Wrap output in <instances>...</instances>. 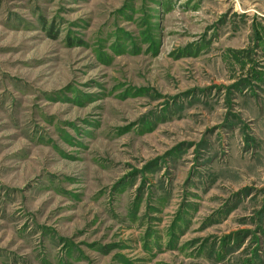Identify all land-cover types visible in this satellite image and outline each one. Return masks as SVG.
<instances>
[{
	"label": "rangeland",
	"instance_id": "obj_1",
	"mask_svg": "<svg viewBox=\"0 0 264 264\" xmlns=\"http://www.w3.org/2000/svg\"><path fill=\"white\" fill-rule=\"evenodd\" d=\"M0 264H264V0H0Z\"/></svg>",
	"mask_w": 264,
	"mask_h": 264
}]
</instances>
